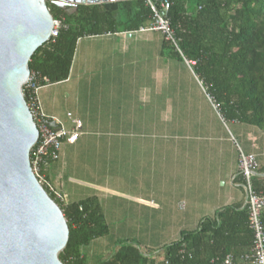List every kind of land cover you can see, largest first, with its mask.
I'll use <instances>...</instances> for the list:
<instances>
[{"label": "crops", "instance_id": "crops-1", "mask_svg": "<svg viewBox=\"0 0 264 264\" xmlns=\"http://www.w3.org/2000/svg\"><path fill=\"white\" fill-rule=\"evenodd\" d=\"M161 40L158 33L138 32L84 37L64 81L65 94L56 84L39 93L44 113L65 129L72 128L68 114L82 123L77 142L64 145L60 159L47 162L42 173L65 205L92 200L104 215L109 233L83 249L89 264L108 257L122 242L160 249L224 207L244 208L238 147L256 156L259 169L253 180L264 191V133L223 123L196 87L165 86L176 67L160 56ZM142 51L151 75L132 78L143 76L152 87L101 89L104 82L119 81L116 67L125 57L137 62ZM85 67L96 73L83 77ZM104 69L109 74L101 73Z\"/></svg>", "mask_w": 264, "mask_h": 264}, {"label": "trees", "instance_id": "trees-1", "mask_svg": "<svg viewBox=\"0 0 264 264\" xmlns=\"http://www.w3.org/2000/svg\"><path fill=\"white\" fill-rule=\"evenodd\" d=\"M168 1L176 46L161 33L150 32L162 36L160 56L193 72L218 105L215 111L223 123L233 121L264 133V0ZM48 8L60 23L58 36L36 50L29 68L52 85L68 79L80 39L140 33L152 16L144 0L82 5L73 13L51 4ZM239 178L242 185L240 174ZM253 186L259 192L254 180ZM50 197L63 211L69 227V240L60 261L89 264L83 249L109 233L98 204L84 200L65 205ZM252 247L247 206H228L160 249L144 252L133 243L122 242L96 264H221L228 254L237 258V264H244L239 258ZM156 253L162 254V260L153 257Z\"/></svg>", "mask_w": 264, "mask_h": 264}, {"label": "water", "instance_id": "water-1", "mask_svg": "<svg viewBox=\"0 0 264 264\" xmlns=\"http://www.w3.org/2000/svg\"><path fill=\"white\" fill-rule=\"evenodd\" d=\"M114 1L0 0V264H63L69 240L63 211L31 169L40 133L22 95L30 59L53 31L48 4L73 13Z\"/></svg>", "mask_w": 264, "mask_h": 264}, {"label": "built area", "instance_id": "built-area-1", "mask_svg": "<svg viewBox=\"0 0 264 264\" xmlns=\"http://www.w3.org/2000/svg\"><path fill=\"white\" fill-rule=\"evenodd\" d=\"M144 1L150 8L152 16L150 23L147 26L141 27L139 32H159L166 40L176 46L174 31L168 16L171 2L168 0H161L159 2H154L153 0ZM59 27L60 23L54 20L50 39L54 40L58 36ZM51 85L48 79L41 77L38 72L30 71V76L23 86L22 95L26 101L32 120L40 133L39 141L30 152L31 169L46 192L49 195H53L59 202L64 203L63 195L43 175L42 167L49 161H58L64 145H73L77 142L82 131V123L80 120L72 118L71 114H68L72 128L67 130L58 120L44 113L39 93L42 89ZM200 85L213 108L218 111V105H216L213 97L206 93L201 83ZM238 150V169L243 179L242 187L245 191L246 206L249 212V227L253 235L252 249L249 253L241 256L239 261L244 264H264V191L257 192L253 186V179L259 169V164L254 154H245L239 147ZM237 262L238 260L234 255L228 254L221 264H237ZM153 264H159V262L157 261Z\"/></svg>", "mask_w": 264, "mask_h": 264}, {"label": "rangeland", "instance_id": "rangeland-1", "mask_svg": "<svg viewBox=\"0 0 264 264\" xmlns=\"http://www.w3.org/2000/svg\"><path fill=\"white\" fill-rule=\"evenodd\" d=\"M141 53H143V51L139 52L138 57H135L137 62H135L134 59L131 58L133 60V62L129 63L127 60V57H125L122 64L116 67L115 75L119 79V81H116L113 84L114 87H113L112 83L104 82L101 85V89L104 91L110 90V89L120 91V90H128V89H135V88L140 89L142 86H145V85H147L149 88L152 87V85H153L152 81L148 80L147 82H144L140 79L143 76L138 78V80H136L135 78H132V76L135 75L136 73L137 74L144 73L145 75H148V76L151 75V72H152L151 66L149 65L148 69H146V67L144 66V62L142 60L143 57H142ZM149 58H150V56H149ZM174 66L176 67V71L175 72L172 71L171 77L173 78L174 75H176V77H178V78L176 80L171 78V81L164 83L165 86H167L168 88H171V90L182 88L183 90L187 91V90H193V87H196L197 90H199L200 92L202 91L201 85L197 82V80L194 77L193 72L191 70L185 69L182 66V64H180L178 62H175ZM92 70L93 69H90L89 67H85V68L81 69V73H82L83 77L87 76L88 74L94 75L96 72L94 70L93 71ZM155 70H156V66H155ZM101 73L107 75V74H109V70L104 69L103 72H101ZM119 76H121V77H119ZM192 83H193V85H192ZM56 85L58 87L57 86H55V87L58 89H62L61 93L65 94L66 86L64 85V82L57 83ZM154 86H155V88H156V86H158V84H156V81L154 83ZM139 247L144 252L149 250L142 243L139 244Z\"/></svg>", "mask_w": 264, "mask_h": 264}]
</instances>
